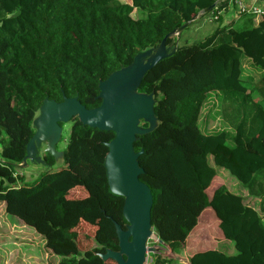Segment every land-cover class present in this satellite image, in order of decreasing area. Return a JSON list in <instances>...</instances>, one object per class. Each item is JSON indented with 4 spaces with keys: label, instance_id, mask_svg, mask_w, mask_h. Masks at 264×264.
Returning <instances> with one entry per match:
<instances>
[{
    "label": "trees",
    "instance_id": "obj_1",
    "mask_svg": "<svg viewBox=\"0 0 264 264\" xmlns=\"http://www.w3.org/2000/svg\"><path fill=\"white\" fill-rule=\"evenodd\" d=\"M228 2L0 0V200L57 255L48 264H102L98 252L117 248L100 223L104 205L124 218L122 196L109 190L105 171L79 172L97 161L93 132L109 133L108 140L112 131L72 116L62 163L53 167V156L42 151L48 167L34 179L18 171L42 99L76 96L87 108L98 105L100 79L211 4L200 16L219 22ZM259 16L254 25L234 28L233 18L195 41L177 42L137 87L153 92L157 117L156 126L133 141L134 150L142 148L138 178L151 191L152 230L175 248L208 206L222 236L233 241L234 253L207 248L192 253L188 264H264V11ZM244 63L258 70L251 84L243 80ZM210 91L219 97L221 124L205 132L198 118ZM223 171L245 194L224 185ZM75 187L83 193L70 195ZM82 222L94 226V244L84 249L74 228ZM165 261L153 253L145 264Z\"/></svg>",
    "mask_w": 264,
    "mask_h": 264
},
{
    "label": "water",
    "instance_id": "obj_2",
    "mask_svg": "<svg viewBox=\"0 0 264 264\" xmlns=\"http://www.w3.org/2000/svg\"><path fill=\"white\" fill-rule=\"evenodd\" d=\"M212 6L203 8L166 33L156 45L138 50L129 63L100 79L97 84L98 105L87 108L76 96L63 95L59 101L44 97L31 119L34 131L26 142L25 155L16 164L18 167L25 166L28 160L48 167L37 150L40 141L48 143L43 151L51 154L55 160L62 158V150L57 151L54 147L59 140V123L67 122L72 116H76L82 124L113 133L104 142L103 166L109 190L122 196L121 215L125 223L122 227L112 219L117 248L98 252L102 264H107L108 259L114 264H145L146 252L158 249L145 244L153 231L150 224L152 197L149 187L138 178L143 171L137 161L142 148H133V141L139 135L156 126L157 117L153 111V92L138 91L137 87L146 70L177 46V38L167 44L166 38L180 33L198 14Z\"/></svg>",
    "mask_w": 264,
    "mask_h": 264
},
{
    "label": "rangeland",
    "instance_id": "obj_3",
    "mask_svg": "<svg viewBox=\"0 0 264 264\" xmlns=\"http://www.w3.org/2000/svg\"><path fill=\"white\" fill-rule=\"evenodd\" d=\"M117 1L119 0H112V3H115ZM121 1L129 2L130 0ZM228 5L232 6L230 0L227 6ZM200 15L196 17H200ZM237 20L238 19L235 18V22L233 24L234 28L240 27L239 25H235ZM186 28H184L182 31H185ZM208 31L209 26H204L199 30V34L204 35ZM176 36L178 35H173L174 40ZM178 37H181V35H179ZM188 41L191 42L195 40H192V38H190L188 39ZM211 95V91L207 93L206 99H208H205L206 101L202 106L200 116L198 118V125L200 126L201 130L205 132L211 131L206 128L208 122L211 124V129L217 128L221 124L219 115V97L212 98ZM7 126L9 131L11 132L10 124H8ZM68 129L69 121L62 122L59 140L54 145L57 151L62 150L65 142V137L68 133ZM109 135V133L105 135L103 133L99 134V132H93L91 142L97 143V161L94 164L85 165L84 167H82V169L79 170L80 173L88 171L91 168H95L99 171L104 170L103 155L106 151V146L104 142L106 141L105 138ZM47 147V141H40L39 145H37V150L39 151V154H41V152ZM60 163H62V159L57 158L56 160H54L53 167L59 166ZM42 167H44V165H41L38 162L34 163L28 160L27 164L25 166H20L18 171L24 174L26 180H32L36 177L37 170ZM222 176L225 179L224 185L229 190L240 194H245L244 188L239 186L237 181L234 178L230 177L227 172L223 171ZM82 193L83 191L80 187H75L69 192L70 195H81ZM0 209V264H29V261L23 258L22 253H25L27 251H37L41 246L39 237H37V234L31 231L29 227H27V231L19 230L18 228L20 227L17 226L25 224L24 221L22 220L21 216L15 214H8L6 212L5 203L0 204ZM103 212L104 215L100 219V223L103 225L106 234L116 241L117 238L114 231L112 219L120 223L122 227H124L125 222L121 220V218L117 215V213L114 211L113 207L109 205V203L104 205ZM74 228L76 229V232L78 234L77 241L80 249L88 248L94 244L92 239V234L94 230L93 225L82 222L77 223ZM219 234L221 235V232L217 226L216 216L213 210L207 206L198 215L196 226L190 229L185 240L181 244L177 245L175 248H171L166 243L159 241L154 231H152L151 235L147 238L146 243L148 246H155L158 247V249L154 252L147 251L145 254V262L149 261L152 258L153 253H157L160 255L161 258L166 259L163 264H185V260L189 259V256L192 253H194L195 251H202L205 248L221 249L229 253L234 252L233 241L227 238L220 239ZM32 243L35 244L34 247L29 246ZM43 248V250H48L45 246H43ZM40 249L42 250V248ZM47 252L48 253L46 255L45 262L47 264L54 263L57 260V255H51V253H49V250ZM42 261H44V259ZM106 263L114 264L111 260H107Z\"/></svg>",
    "mask_w": 264,
    "mask_h": 264
},
{
    "label": "crops",
    "instance_id": "obj_4",
    "mask_svg": "<svg viewBox=\"0 0 264 264\" xmlns=\"http://www.w3.org/2000/svg\"><path fill=\"white\" fill-rule=\"evenodd\" d=\"M243 1L247 5H251L252 4V5H258L259 6L260 4L261 5L264 4V0H243ZM243 13H244L243 16L238 18L237 14H239V12H237L233 6L228 5L226 10H225V12L222 14L219 22H216L213 19H211L210 14H208V13L204 14V15H202L200 17H196L190 22V24L187 26L185 31H180V33L177 34L178 36L181 35V37L176 36L177 42H178L179 38H180L179 42H183V41L188 40L190 38H192V40H197L200 37H202L205 34H207L208 32H211L212 30H214L218 24L219 25L225 24L226 22H228L229 20H231L233 18L234 19L235 18L238 19L236 21L235 25H239L241 27V26H244V25L247 26L249 24H252V25L256 24L258 19H259V17H260L259 16L260 14H256V13H253V12H250V11L249 12H243ZM198 15H200V14H198ZM204 26H209V31L206 32L204 35H200L199 34V30L201 28H203ZM243 69H244V73H243L244 74V79L243 80L247 81L249 84H251L249 81L250 80L254 81L257 78L255 76V72H257L258 70L255 67H253L252 65L247 64V63L243 64ZM213 94H216L215 91H212L211 97L212 98H216V96H214ZM206 97H207V95H206ZM206 97H205V99H206ZM254 97L258 98V96H256V95H254ZM205 99H204L203 104L205 103V101L208 98L206 100ZM209 124L210 123L208 122L207 125H206V128L208 130L214 129V128L211 129L210 128L211 124L210 125ZM1 203L4 204V201L3 200L0 201V204ZM0 213H1V209H0ZM17 227H20L18 229L22 230V231H27L28 230L27 227H29V229H31V231H33V232H35L37 234V237H39V241H40V245H41L37 251H27L26 250L27 252L22 253L23 258L27 259L29 261V264H47L45 262V258H46V255L48 253L47 251L49 249L47 248L48 249L47 251L43 250L44 249L43 248V246H44L43 238L36 231H34V229L32 227H30V226H28L26 224H21V225H18ZM221 235L219 234L220 239L224 238ZM29 246L34 247L35 244L32 243ZM31 247H28V248H31ZM40 248H42V250ZM205 249H207V248H205ZM219 250H221V249H219ZM49 253H51V255L53 254L52 252H50V250H49ZM232 253H234V252H232ZM43 259H44V261H42ZM5 262H7V261H5ZM185 264H188V259L185 260Z\"/></svg>",
    "mask_w": 264,
    "mask_h": 264
},
{
    "label": "built area",
    "instance_id": "obj_5",
    "mask_svg": "<svg viewBox=\"0 0 264 264\" xmlns=\"http://www.w3.org/2000/svg\"><path fill=\"white\" fill-rule=\"evenodd\" d=\"M231 5L235 8V10L239 13L241 12H253L256 14H260L264 11V4L258 5H247L243 0H230ZM216 14L212 15V17H215ZM262 206L264 207V197L262 199ZM147 246V243H145ZM146 263V262H145Z\"/></svg>",
    "mask_w": 264,
    "mask_h": 264
},
{
    "label": "flooded vegetation",
    "instance_id": "obj_6",
    "mask_svg": "<svg viewBox=\"0 0 264 264\" xmlns=\"http://www.w3.org/2000/svg\"><path fill=\"white\" fill-rule=\"evenodd\" d=\"M114 263V262H113Z\"/></svg>",
    "mask_w": 264,
    "mask_h": 264
}]
</instances>
